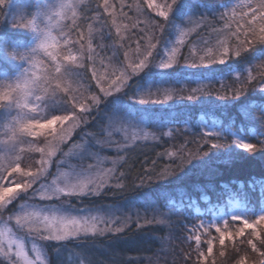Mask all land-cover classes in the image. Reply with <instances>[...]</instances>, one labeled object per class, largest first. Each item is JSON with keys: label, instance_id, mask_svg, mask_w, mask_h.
<instances>
[{"label": "trees", "instance_id": "trees-1", "mask_svg": "<svg viewBox=\"0 0 264 264\" xmlns=\"http://www.w3.org/2000/svg\"><path fill=\"white\" fill-rule=\"evenodd\" d=\"M155 1L160 5L170 4V8L163 19L147 9L146 4L143 6L148 16L161 25L154 33L156 47L152 60L160 59L159 50L172 38L177 24L186 27L188 35L180 48V62L163 72L156 66L151 67L150 79L159 81L162 86L143 95L144 104L131 103L129 94L114 96L117 107L128 108L132 116L143 119L141 136L121 141L119 136L123 134L106 131L113 104L110 102L112 97L104 100L100 96L99 87L104 82L97 85L93 80V86H90L92 79L87 64L76 68L69 65L73 69H82L81 73L71 75L78 76L76 83L82 85L85 82L87 85H82L85 91L88 90L91 96L97 95L98 100L95 104L84 102L90 108L82 113L79 127L69 137V148L74 147L76 153H68L66 143L61 144L56 155L49 158L48 166L76 168L87 165L83 167L111 170L109 183L102 191L82 198L76 207L105 213L112 211L114 224L125 217L130 220L124 231L99 232L81 244L86 250L79 254L90 264H202L195 250L199 247L201 252H206L210 237H214L213 260L207 264H232L229 254L237 249L244 252V240L248 237L240 238L242 243L236 246L233 242L228 246L226 239L224 248L219 250L224 256L216 258L220 254L218 248L222 246L217 229L224 227L219 222L220 211L235 198L243 201L247 209L257 211L258 197H264V189L259 187L264 186V76L260 75L264 71V41L252 43L239 55L230 53L223 63L189 66L183 63L184 54L190 47L214 42L216 35L212 29L222 28L221 15L226 11L230 14L238 0ZM109 2L116 6L117 23H129L120 18L121 11L136 21L137 13L128 7L134 0H124L122 9L120 0ZM32 10L34 0H12L3 10L0 36L4 38L6 52L15 41H28L29 35L12 27V23L14 17L28 15ZM93 15L98 16L97 21L88 19L87 23L98 28L93 35L96 63L102 59L108 65L121 67L123 44L127 47L131 43L134 47L135 34L144 24L122 30L125 39L120 40L111 26V18L94 0L81 5L78 22L84 23L85 18ZM139 20L143 21V16ZM129 36L132 41L127 39ZM182 65L188 69L181 71ZM8 67L7 60L0 57V79L1 72ZM249 73L255 76L252 81L247 80ZM129 81L131 84L125 88L127 92L131 85L139 87L143 84L141 73L137 72ZM233 87L239 91L229 93L228 89ZM89 94L85 93L90 97ZM165 94H170L171 99L163 100ZM152 100L161 102L152 103ZM48 101L49 108L58 114L72 110L70 101L62 95L52 96ZM212 125L213 131L209 129ZM79 130L82 133L77 134ZM244 143L255 147L245 150L241 147ZM77 151L85 156L78 157ZM166 152L175 155L167 156ZM37 156L39 158V154ZM165 167L167 173L161 174ZM141 177L151 178L141 182ZM119 181L123 186L117 188L115 183ZM230 228L236 229L230 225L225 230ZM197 235L200 236L199 245L194 239ZM59 246L65 247V242L53 244L63 255L66 250ZM185 252H189L188 256L183 254ZM245 259L247 264H256L255 258Z\"/></svg>", "mask_w": 264, "mask_h": 264}, {"label": "snow or ice", "instance_id": "snow-or-ice-1", "mask_svg": "<svg viewBox=\"0 0 264 264\" xmlns=\"http://www.w3.org/2000/svg\"><path fill=\"white\" fill-rule=\"evenodd\" d=\"M97 3V7L102 8L107 16L111 18V26L115 28L116 36L120 40H124L125 37L121 35L122 30H127L129 26L133 29L138 28L140 23L144 24V27L139 28V32L136 33L135 46L132 47L131 43L124 47V64L123 70L120 67H114L112 65H105L104 61L100 60V67L96 66V54L93 48V35L98 32V28L93 23H87L88 19L97 21L98 16L93 15L90 18H85L84 23L77 22L75 26L66 34L67 49L74 51H68L64 55H59L57 52L51 53V58L55 62V67H59L60 71L63 72V65L61 61L66 64L81 66V60L83 65L87 64L88 70L91 71V79L96 80L97 85L101 82L109 83V89L106 94L112 90H119L121 86L126 82L127 75L130 72H136L142 70L149 58L153 56V49L156 47V43H153L155 39V31L159 29L161 25L159 22L151 19L144 9V5H147V9H151L159 17L166 18L170 8V4L159 5L156 4L155 0H134L128 7L134 9L137 13L136 21L128 16V13L121 11L119 13L120 18L128 20V24L117 23V12L116 6L110 3L109 0H94ZM174 2V0H173ZM89 0H83V5H87ZM121 9L124 7V0H120ZM143 16V21L139 20V17ZM221 19L224 21L222 28H213L212 31L216 35L214 42L205 43L203 46L190 47L186 54L183 56V63L189 66H207L213 63H223L224 59L231 53L233 55H239L249 45L256 41H264V0H238V3L228 11L221 15ZM107 20V19H106ZM108 21V20H107ZM235 24V28H233ZM195 29H191L194 31ZM187 32H181L177 39L176 46L173 47L169 52L165 54V60L160 64L162 68H171L180 60L178 57L181 55L180 48L184 45L187 37ZM73 36L75 38L73 39ZM251 37V40L249 39ZM129 41H132V37H127ZM101 69H104L101 71ZM261 76H264V71L260 72ZM255 78L253 73H249L247 80L252 81ZM73 81L65 78V80L57 81L56 87L60 88L64 92H70L73 89L66 86L71 85ZM101 91H105L101 87ZM239 89L233 87L228 89L229 93L238 92ZM86 91L82 85H77L75 88V94L72 95L69 100L72 105V112L59 115L54 120H49L47 126L49 128V142L43 148H38L36 153H39V159L34 157L33 164L30 168L24 169V179L27 183H20V188L14 187L16 183L11 177H8V182L0 185V208L9 203L13 196L20 191H25L32 187L33 181L43 175L48 169V165L51 157L56 155L57 150L61 144L67 143L69 137L76 128L79 127L81 118L78 117L79 113H84L89 110V104L83 103L84 100L89 99L85 95ZM191 98V97H189ZM163 100L171 99L170 94H165L162 97ZM98 100L97 95L90 97V103L95 104ZM139 102H146L141 99ZM155 102H161L156 100ZM79 108V111H77ZM55 122L56 127L52 128V124ZM44 127V125H39ZM22 130H28L31 135H37L36 132L30 131V125L26 122L21 125ZM245 150H252L255 146L252 144L244 143L241 145ZM167 156L175 155L174 152L164 153ZM2 164V160H0ZM18 169L12 170V175L16 174ZM165 167L161 174L167 173ZM122 175V174H121ZM111 178V170L104 169L103 171L97 172L95 175L87 178L77 180L67 185H56L54 182V189L50 188L39 193L41 199H50L53 195L64 194V195H82L87 191L98 192L99 189L103 188L105 184L109 183ZM151 177H141V182L144 179ZM2 179V178H0ZM10 181V183H9ZM31 185V187H29ZM123 186V182L119 181L115 183V187L120 188ZM15 223L23 225L32 232H42L45 234V239H56L61 240L69 236H74L77 233H95V232H121L129 224L130 218L125 217L119 223L114 224L112 220L105 222L98 217H80L75 216H62L55 214H40L34 211H25L20 215L14 217ZM151 223V221H148ZM162 223V221H157ZM256 224H264V216H260ZM100 225H104L101 227ZM139 227V224L137 225ZM245 229H254L253 223L245 221L243 227L239 228L235 232L229 233L226 230H220L218 240L223 246L226 239H232L237 236H241ZM252 236L260 239L261 245H264V239L260 238V234L255 230L252 232ZM197 245L200 244V236L194 237ZM247 245L251 247L253 252L259 251L257 244L252 239L247 240ZM207 251L211 255L213 252L212 240L207 241ZM203 261L205 254L200 251L199 247L195 250ZM242 249L235 250L234 253L229 254V259L232 264H247V260L243 255H240ZM224 256V253H220ZM261 257H264V251L259 252ZM0 256L8 259L10 264H36L39 260V256L29 258L24 245L18 240L14 239L10 230L7 228H0ZM215 264V262H213ZM264 264V261L261 262Z\"/></svg>", "mask_w": 264, "mask_h": 264}, {"label": "rangeland", "instance_id": "rangeland-1", "mask_svg": "<svg viewBox=\"0 0 264 264\" xmlns=\"http://www.w3.org/2000/svg\"><path fill=\"white\" fill-rule=\"evenodd\" d=\"M156 2V1H155ZM156 4H158L156 2ZM160 5V4H159ZM152 11V10H151ZM154 12V11H153ZM155 13V12H154ZM156 14V13H155ZM164 19V17H162ZM181 32H186V27L182 25H176L173 30V36L172 38H169L166 41V44L160 48V59L159 60H152L153 56L149 58L148 62L145 64L142 70L136 71V72H130L127 75V80L126 82L121 86V88L117 90H112L110 93L106 94L109 89V83L107 84H102L99 87V93L100 96L106 100L108 97L111 98V103L113 104V108L111 109V112L109 113L108 120H107V127H105L106 131H116L118 133L123 134L120 135L119 139L121 141H127L130 140L131 137L138 138L141 136L142 128L144 127V121L141 117H136L132 116V113L129 111L128 108H125L122 110V108L117 107V98L119 95L121 97L125 96V94H129L128 99L130 100L131 103L139 104L140 106L144 103L139 102L143 98V95L147 92H149L151 89V92H155L158 88L162 86V84L159 81L155 82V79H150L149 73L151 71L152 66H156L157 68L160 69L161 72H163L164 69L160 67V64L164 62L165 60V54L169 52L173 47L176 46L177 39L179 38ZM30 40V36L28 37V41ZM26 41V42H28ZM16 42V41H15ZM5 41L4 38L0 36V57L3 59L7 60V63L9 65L6 70L1 72V78L2 79H11L13 78L18 72L22 70L23 67V62L16 61L11 58L12 55V46L13 43L9 45V51H5ZM2 44V45H1ZM101 60V59H100ZM100 60L96 63V66H98L100 63ZM121 70H123V64L124 60L121 62ZM104 64L108 65V62L104 60ZM111 65V64H110ZM76 68V65H74ZM180 70L184 71L187 70L188 68L185 67L184 65L180 66ZM82 69L77 68L73 69L72 67L67 66V76L69 80H77L78 76L77 75H71V74H78L81 73ZM140 72L143 78V83L139 87H136V84H133L129 87L128 92L125 90L127 84H131L129 81L131 78L136 76V73ZM91 74V71H90ZM96 81V80H94ZM155 82V83H154ZM80 85V83H77ZM90 86H93V80H89ZM82 85L86 86L87 84L84 82ZM101 87L105 89V91H101ZM88 88V87H87ZM93 90V88H92ZM89 94V91H86ZM131 92V93H129ZM116 95V97H114ZM91 97V95L89 94ZM90 97L88 100H84V102H89L90 103ZM153 98V97H152ZM152 103H155V100H152ZM92 104V103H91ZM50 103L48 99L44 101V110L46 115H62L58 114L55 110L50 109L49 106ZM50 109V110H49ZM77 111H79V108H77ZM3 112V113H2ZM0 112V121H3L8 117V115L11 114L10 110L5 112L2 111ZM72 110H68V113H71ZM2 113V114H1ZM82 113L78 114V117ZM213 125L209 128L211 131H213ZM109 129V130H108ZM82 133V130H79L77 134ZM48 139H51V137H48ZM43 146V145H41ZM65 148L68 153H76L74 151V147L72 149L69 148V142L65 144ZM8 154H10V150H7ZM6 152V149L3 146H0V154H4ZM37 154L35 153L34 157L36 159H39ZM78 157L85 156V153L81 151H77L76 154ZM89 165V164H88ZM83 166L87 165H80L76 168H65V167H60L59 165H55L54 167L48 166V169L46 172L37 177L34 182L32 183V187L25 190V191H20L17 194L13 196L11 201L4 205L2 208H0V228H7L10 230L11 236L21 242L24 245V248L26 252L29 255V258H34L35 256H39V260L36 261V264H90L87 259L84 258V256L78 254L80 251L86 250L83 245H81L84 241H88L92 239L94 236L99 234V232L95 233H77L74 236H69L67 238L61 239L65 242V247L60 248H65V252L63 251V255H60L56 248L53 247L54 242L59 241L60 244H64L63 241L61 240H56V239H45L44 236L45 234L42 232H32L31 230L27 229L23 225H18L15 223L14 217L17 215L22 214L25 211H34L38 212L40 214H55V215H62V216H75L77 218L80 217H98L107 222L108 220H112V217H114L112 211L110 213H105V212H99L96 209L90 208V209H83L80 207H76V204H79V202L82 201V198L89 197L91 194H98L102 191V188L99 189L98 192H91L87 191L82 195H64V194H58V195H53L50 199H41L39 193L41 191L47 190V189H54V182L56 185H67L70 183H73L77 180L81 179H87L93 175H95L97 172L103 171L101 169H94V168H84ZM18 174H13L11 179L14 180L15 177ZM2 183H7L8 181H0ZM107 185V184H105ZM105 187V186H104ZM233 204H239L237 203V200L233 201ZM232 213V211H231ZM260 216H264V211ZM255 217V219H250L246 217L245 210L240 211L238 216H234L232 218H227L226 215H222V221L221 224L224 226L223 228L221 227L220 230H225L227 229L230 225L234 226L236 229L230 228L227 230V232L232 233V231H236L239 228L243 227V224L245 221H248L249 223H253L254 229H245L244 233L241 236L234 237L232 239H228L229 243L228 246L230 245V242H233V244L236 246L240 243L239 239L242 237H248V239H252L254 243L257 244V247L259 251L253 252L251 247L247 245V240L245 241V246L246 248L244 252H240V254H243V256L246 258L250 257L252 259H256V264H261L262 261H264V257H261L259 255V252L264 251V246L261 245L260 239H257L256 237L252 236V232L255 230L257 233L260 234V238L264 239V224H256L255 222L258 221L259 217ZM230 222V223H228ZM228 223V224H227ZM103 227L104 225H100ZM212 240V247L214 248L213 242H214V237H210ZM208 247V246H207ZM239 247V246H238ZM224 246H221L218 248V252L220 249H223ZM206 249V248H205ZM205 254V258L202 261V264H207L209 260H213V257L208 254V251L206 249V252L202 251ZM235 252V251H234ZM189 252L183 253L184 255L188 256ZM221 256L218 254L216 256L219 257ZM0 264H10V261L3 256H0Z\"/></svg>", "mask_w": 264, "mask_h": 264}, {"label": "clouds", "instance_id": "clouds-1", "mask_svg": "<svg viewBox=\"0 0 264 264\" xmlns=\"http://www.w3.org/2000/svg\"><path fill=\"white\" fill-rule=\"evenodd\" d=\"M11 2L0 0V20L4 19L3 10ZM81 5L83 0H34V10L30 14L13 18L12 27L26 32L30 40L13 42L11 58L23 62L22 70L11 79H0V111L11 112L0 121V146L6 149L4 154H0V181H8L12 170L18 169L14 179L18 182L14 185L17 189L20 183H27L24 169L32 166L36 150L49 142L47 122L59 116L46 115L44 101L57 94L69 101L75 94L78 85L75 81L71 85L66 84L73 89L70 92L56 87L57 81L68 78L67 66L70 64L61 61L63 72L59 67L54 69L51 53L57 52L62 56L74 51L65 47L66 34L81 15ZM80 63L83 66V60ZM26 122L30 131L37 135L21 129ZM51 127H56L55 122Z\"/></svg>", "mask_w": 264, "mask_h": 264}]
</instances>
